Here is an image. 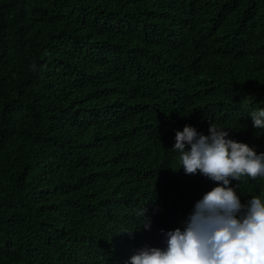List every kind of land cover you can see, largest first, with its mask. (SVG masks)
<instances>
[{
	"label": "trees",
	"instance_id": "obj_1",
	"mask_svg": "<svg viewBox=\"0 0 264 264\" xmlns=\"http://www.w3.org/2000/svg\"><path fill=\"white\" fill-rule=\"evenodd\" d=\"M262 101L264 0H0V264L163 246L215 183L176 169L174 130L264 151ZM230 183L264 197V177Z\"/></svg>",
	"mask_w": 264,
	"mask_h": 264
},
{
	"label": "clouds",
	"instance_id": "obj_2",
	"mask_svg": "<svg viewBox=\"0 0 264 264\" xmlns=\"http://www.w3.org/2000/svg\"><path fill=\"white\" fill-rule=\"evenodd\" d=\"M261 95L250 97L258 104ZM247 115L254 129H264L263 101ZM229 128L210 121L207 134L191 124L174 130L176 169L199 172L215 183L194 201L182 226L161 230L163 246H141L124 264H264V197L249 195L242 202L240 183H230L264 177V151L230 137ZM140 214V228L149 229L144 208ZM134 230L120 232L131 235Z\"/></svg>",
	"mask_w": 264,
	"mask_h": 264
}]
</instances>
